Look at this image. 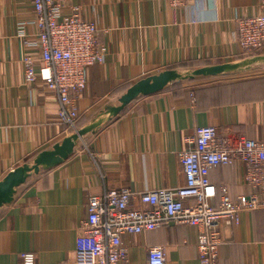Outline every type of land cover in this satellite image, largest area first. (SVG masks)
Listing matches in <instances>:
<instances>
[{
  "label": "crops",
  "instance_id": "1",
  "mask_svg": "<svg viewBox=\"0 0 264 264\" xmlns=\"http://www.w3.org/2000/svg\"><path fill=\"white\" fill-rule=\"evenodd\" d=\"M99 27L109 51L88 68V84L77 99L78 129L89 126L141 78L173 68L238 62L264 55L244 51L235 35L238 19L264 12V0H74ZM34 11L33 0H0V181L76 132L59 118L56 94L42 79L24 81L25 46L19 22ZM33 33V26H25ZM207 79L206 77H214ZM200 125L264 140V61L237 71L177 80L141 95L118 115L100 122L77 141L64 162L32 173L14 200L0 207V264H23L33 251L38 264H68L88 199L111 188L134 192L177 188L186 183L180 151ZM217 186L237 195L249 191L243 162L211 169ZM132 207L148 208L139 198ZM219 264H264V209L246 211L240 223L222 227ZM199 228L171 224L124 233L127 264H148L152 245L165 248L169 264H201Z\"/></svg>",
  "mask_w": 264,
  "mask_h": 264
},
{
  "label": "built area",
  "instance_id": "2",
  "mask_svg": "<svg viewBox=\"0 0 264 264\" xmlns=\"http://www.w3.org/2000/svg\"><path fill=\"white\" fill-rule=\"evenodd\" d=\"M33 2L32 16L19 22L26 48L37 50L22 56L24 81L42 79L58 98L59 118L77 131V99L87 87L88 68L104 62L109 48L99 41L96 22L86 19L74 0ZM26 25L35 31L26 32ZM235 35L246 53L262 50L264 12L240 17ZM180 159L186 174V183L180 187L144 192L122 187L91 194L89 215L80 226L75 256L68 264H127L124 233H141L172 222L197 226L201 264H219L224 224L237 225L243 212L264 209V140L200 125L189 146L180 151ZM236 162L245 165L249 191L233 195L227 186H217L210 172L217 165ZM135 198L149 207H132ZM22 259L23 264H38L33 251L23 252ZM148 264H169L164 246L149 247Z\"/></svg>",
  "mask_w": 264,
  "mask_h": 264
},
{
  "label": "water",
  "instance_id": "3",
  "mask_svg": "<svg viewBox=\"0 0 264 264\" xmlns=\"http://www.w3.org/2000/svg\"><path fill=\"white\" fill-rule=\"evenodd\" d=\"M264 61V55L255 56L238 62H227L203 66L193 70L181 72L168 68L159 73L146 76L132 84L120 97L119 105H109L100 112L89 126L78 129L75 133L66 136L50 149L42 150L37 154L34 162H26L10 171L0 181V207L14 200L17 188L26 182L32 173H38L42 168H52L70 157L74 153L77 141L87 132L95 131L97 125L118 115L129 103L141 95H149L163 90L170 83L177 80L192 79L198 75H217L227 71H237L248 67L252 62Z\"/></svg>",
  "mask_w": 264,
  "mask_h": 264
},
{
  "label": "trees",
  "instance_id": "4",
  "mask_svg": "<svg viewBox=\"0 0 264 264\" xmlns=\"http://www.w3.org/2000/svg\"><path fill=\"white\" fill-rule=\"evenodd\" d=\"M207 79H212V78H217L216 76H214V77H206Z\"/></svg>",
  "mask_w": 264,
  "mask_h": 264
}]
</instances>
